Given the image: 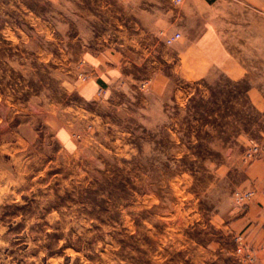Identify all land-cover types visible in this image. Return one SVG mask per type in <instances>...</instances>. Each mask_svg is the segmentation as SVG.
<instances>
[{"label": "rangeland", "instance_id": "obj_1", "mask_svg": "<svg viewBox=\"0 0 264 264\" xmlns=\"http://www.w3.org/2000/svg\"><path fill=\"white\" fill-rule=\"evenodd\" d=\"M200 1L0 0V264H264V27L181 69Z\"/></svg>", "mask_w": 264, "mask_h": 264}, {"label": "crops", "instance_id": "obj_2", "mask_svg": "<svg viewBox=\"0 0 264 264\" xmlns=\"http://www.w3.org/2000/svg\"><path fill=\"white\" fill-rule=\"evenodd\" d=\"M219 2V4L217 2L208 4L205 1H200L195 10L196 13L195 11L192 13L194 18L205 22V30H199L196 37L191 38L188 35L189 31L185 28L180 29L182 38L174 46H179L181 52L171 59L180 62L181 69H205L215 58L219 59L218 65L222 69H230V72L232 69H239V65L242 64L238 60V50L229 46L231 40L229 36L232 34V30L227 24L231 18H236L233 10L235 6L238 7V3L226 0H219ZM241 6L247 8L249 17H256L257 22L259 21L260 25L264 27V0H246V3H241ZM108 51L95 57L91 69H121L119 62L117 65L112 63L114 56L111 58ZM175 69L179 68L176 66Z\"/></svg>", "mask_w": 264, "mask_h": 264}, {"label": "built area", "instance_id": "obj_3", "mask_svg": "<svg viewBox=\"0 0 264 264\" xmlns=\"http://www.w3.org/2000/svg\"><path fill=\"white\" fill-rule=\"evenodd\" d=\"M181 0H174V3L179 4ZM180 39V33L175 32L165 37V43L171 45ZM240 251V250H238Z\"/></svg>", "mask_w": 264, "mask_h": 264}]
</instances>
